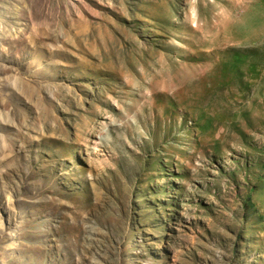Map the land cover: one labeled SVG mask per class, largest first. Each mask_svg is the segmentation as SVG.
<instances>
[{
  "label": "rangeland",
  "instance_id": "rangeland-1",
  "mask_svg": "<svg viewBox=\"0 0 264 264\" xmlns=\"http://www.w3.org/2000/svg\"><path fill=\"white\" fill-rule=\"evenodd\" d=\"M0 264H264V0H0Z\"/></svg>",
  "mask_w": 264,
  "mask_h": 264
}]
</instances>
